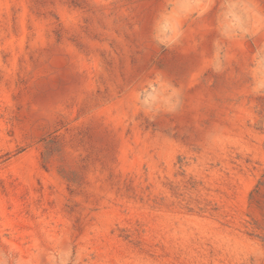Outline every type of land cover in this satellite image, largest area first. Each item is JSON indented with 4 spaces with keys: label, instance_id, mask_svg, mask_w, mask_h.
<instances>
[{
    "label": "rangeland",
    "instance_id": "obj_1",
    "mask_svg": "<svg viewBox=\"0 0 264 264\" xmlns=\"http://www.w3.org/2000/svg\"><path fill=\"white\" fill-rule=\"evenodd\" d=\"M254 76L264 0H0V259L264 264Z\"/></svg>",
    "mask_w": 264,
    "mask_h": 264
},
{
    "label": "clouds",
    "instance_id": "obj_2",
    "mask_svg": "<svg viewBox=\"0 0 264 264\" xmlns=\"http://www.w3.org/2000/svg\"><path fill=\"white\" fill-rule=\"evenodd\" d=\"M163 33H167L169 37L167 43H165V41H163L160 38ZM151 38L154 41V43L163 47L170 46L179 39V31L178 30L173 31L167 19L166 12L161 11L155 18L153 22ZM211 70L217 73L223 72L225 70L224 62L223 61L214 62L211 65ZM253 91L257 94L264 93V77L254 76ZM169 95L172 97V103L169 110L174 111L179 106L181 90L175 85H170ZM63 251L68 254L70 258L69 264H71V257L73 255L72 247L69 245L68 247L64 248ZM0 264H6V261L4 259H0ZM56 264H60V262L57 261Z\"/></svg>",
    "mask_w": 264,
    "mask_h": 264
}]
</instances>
